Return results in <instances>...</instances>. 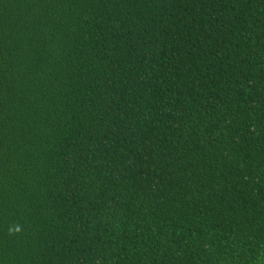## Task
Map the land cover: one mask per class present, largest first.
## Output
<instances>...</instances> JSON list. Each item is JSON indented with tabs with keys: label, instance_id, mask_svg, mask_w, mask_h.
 Here are the masks:
<instances>
[{
	"label": "trees",
	"instance_id": "obj_1",
	"mask_svg": "<svg viewBox=\"0 0 264 264\" xmlns=\"http://www.w3.org/2000/svg\"><path fill=\"white\" fill-rule=\"evenodd\" d=\"M0 264H264V0H0Z\"/></svg>",
	"mask_w": 264,
	"mask_h": 264
},
{
	"label": "clouds",
	"instance_id": "obj_2",
	"mask_svg": "<svg viewBox=\"0 0 264 264\" xmlns=\"http://www.w3.org/2000/svg\"><path fill=\"white\" fill-rule=\"evenodd\" d=\"M20 230L21 229L19 226H16L15 229H11V228L9 229L10 232H12V231L19 232Z\"/></svg>",
	"mask_w": 264,
	"mask_h": 264
}]
</instances>
